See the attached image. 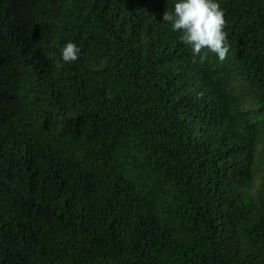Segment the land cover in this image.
Segmentation results:
<instances>
[{"label": "trees", "instance_id": "obj_1", "mask_svg": "<svg viewBox=\"0 0 264 264\" xmlns=\"http://www.w3.org/2000/svg\"><path fill=\"white\" fill-rule=\"evenodd\" d=\"M173 3L0 0V264H264V0Z\"/></svg>", "mask_w": 264, "mask_h": 264}, {"label": "clouds", "instance_id": "obj_2", "mask_svg": "<svg viewBox=\"0 0 264 264\" xmlns=\"http://www.w3.org/2000/svg\"><path fill=\"white\" fill-rule=\"evenodd\" d=\"M161 19L178 34L179 42L190 49L193 59L205 61L202 49L215 53L218 60L229 53L224 10L219 0H174L171 10L164 11ZM80 53V46L71 40L59 48L64 62L75 61Z\"/></svg>", "mask_w": 264, "mask_h": 264}]
</instances>
